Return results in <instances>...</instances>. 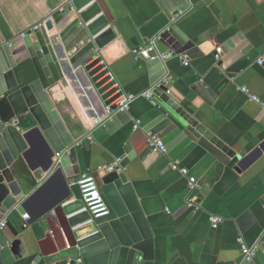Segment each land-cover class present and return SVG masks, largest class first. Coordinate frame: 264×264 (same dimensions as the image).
<instances>
[{
  "label": "crops",
  "instance_id": "obj_1",
  "mask_svg": "<svg viewBox=\"0 0 264 264\" xmlns=\"http://www.w3.org/2000/svg\"><path fill=\"white\" fill-rule=\"evenodd\" d=\"M67 1L0 0V31L6 37L19 35L45 23ZM94 1L116 35L100 53L123 92L136 98L126 113L128 123L111 133L102 125L103 103L81 69L71 71L72 76L49 90L81 160L83 156L78 179L92 168L107 172L124 156L128 143L136 152L147 146L150 136L144 127L155 111L152 101L140 95L150 89V76L142 59L134 60L132 51L158 38L170 25L155 0ZM174 22L202 55L192 60L177 55L165 62L169 95L184 110L199 115L207 129L236 153L250 154L261 145L263 149L236 171L215 145L188 134L159 159L136 158L119 169L152 234L154 258L138 261L134 255L128 258L119 253L115 264H242L239 237L247 247L256 249L250 264H264V110L241 91L247 88L264 102V65L257 64L264 57V0H192L190 9L175 16ZM54 34V30L48 32L49 37ZM237 34L250 48L225 67L224 57L213 53ZM157 49L170 51L159 41ZM197 84L206 85L210 103L193 90ZM161 141L167 145L169 138ZM172 164L185 168L186 175L173 170ZM18 178L32 180L26 169ZM41 178L43 188L25 214L30 219L25 235L33 257L20 264H31L38 254L53 262L63 247L57 219L37 220L61 199L62 182L45 173ZM189 178L196 182L192 193ZM190 200L195 201L192 206ZM212 217L222 221L216 229L211 227ZM8 219L17 228L23 224L17 214ZM0 231L9 234L6 228Z\"/></svg>",
  "mask_w": 264,
  "mask_h": 264
},
{
  "label": "water",
  "instance_id": "obj_2",
  "mask_svg": "<svg viewBox=\"0 0 264 264\" xmlns=\"http://www.w3.org/2000/svg\"><path fill=\"white\" fill-rule=\"evenodd\" d=\"M169 21V26L159 35V43L176 55L188 60L200 57L199 48L185 36L174 22L179 13L187 12L192 0H155ZM98 1L69 0L54 10L44 25L31 33L6 37L0 31V222L5 220L9 234L0 231V264H20L33 257L31 242L25 235L26 228L15 227L8 219L27 212L41 186L42 174L59 177L63 193L61 199L37 217L49 220L55 217L59 224L63 247L56 254L55 261L38 254L31 264H115L119 253L135 260H153L152 234L137 205L124 173L134 159L157 160L162 156L159 150L147 144L139 152L128 143L124 156L116 170L92 168L93 177L107 205L108 214L91 219L82 212V199L77 184L84 163L77 143L64 126L49 90L71 71L81 69L90 79L93 91L103 103L105 115L102 125L115 132L128 123L126 113L115 112L107 106L109 96L102 93L91 78L86 64L116 38L114 30L101 14ZM106 28V29H105ZM54 30V37L48 32ZM244 37L237 34L230 38L213 54L225 59L224 66L243 57L249 50ZM158 49L143 58L150 76V85H155L166 75L165 62L157 57ZM228 58V59H227ZM193 90L207 103L210 96L206 85L197 84ZM214 97V96H211ZM154 113L144 127L151 138H169L166 150L188 136H202L215 145L227 158L228 166L236 171L244 169L255 155L260 153H236L214 136L201 122L199 115L184 110L169 95L167 87H160L152 93ZM263 149V148H262ZM31 173L32 180L19 179L22 170ZM41 186V187H40ZM30 224V219L27 225Z\"/></svg>",
  "mask_w": 264,
  "mask_h": 264
},
{
  "label": "built area",
  "instance_id": "obj_3",
  "mask_svg": "<svg viewBox=\"0 0 264 264\" xmlns=\"http://www.w3.org/2000/svg\"><path fill=\"white\" fill-rule=\"evenodd\" d=\"M41 25H44V23H40L37 25H34L31 27L29 30L21 33V35L27 34L28 32H35L37 31ZM157 43H158V38L152 39L148 41V43L141 48L134 49L132 51V55L135 61H140L143 58H149V53L151 51L157 50ZM177 56L173 51H168V52H157V57L162 61L166 62L168 59ZM181 56V55H178ZM182 57V56H181ZM183 59L185 57H182ZM97 62L94 64L89 72H94L91 78H95L96 84H100L99 89H103L105 87H108L102 94L109 96L105 99V101H111L110 104L107 106V109L109 110L110 107H115V112L118 113H127L129 110L130 104L135 100V96L126 94L123 92L121 89L119 83L117 82L115 76L111 72L108 64L106 61L103 59L100 50H96L95 56L86 64L87 66L92 65L93 63ZM184 64H187V62L184 60ZM257 64L260 66L264 65V57H261L260 59L257 60ZM168 87L169 86V80L166 79L165 77L162 78L160 81L156 82L155 85L151 86L150 89L146 90L144 93L140 95V97H143L149 101H151L152 98V93L154 90L159 89L160 87ZM242 93L246 95V97L257 104H260L264 110V102L257 97L256 95H253L250 93V91L247 88H242L241 89ZM148 145L153 146L155 150H159L162 154H166L167 150L165 145L162 143V141L156 139V138H151L149 137L148 139ZM120 163V160H116L112 166H109L106 170L107 172H112L116 170V167H118V164ZM171 168L173 170L179 171L182 175H186L187 171L185 168L179 167L177 164H172ZM119 171V170H117ZM77 184L80 188L81 192V199H82V212H85L89 215L91 219H96L103 217L108 214V208L107 205L102 197L101 192L99 191L93 177L90 174H84L82 175L78 181ZM188 188L189 191L192 193L196 189V182L193 178L188 179ZM188 202L189 206L193 205V201L191 203ZM23 219V228H27V221H29V217L27 215L22 216ZM211 222V227L213 229H216L220 224H221V219L218 217H212L210 219ZM5 228V223H0V230ZM264 235V232H263ZM237 243L241 247V251L243 254V259L244 262L242 264H250L255 253L256 249L254 247H247L242 238L237 239Z\"/></svg>",
  "mask_w": 264,
  "mask_h": 264
}]
</instances>
